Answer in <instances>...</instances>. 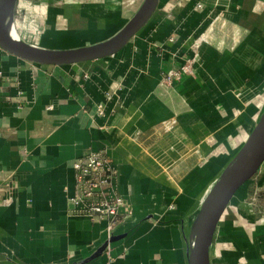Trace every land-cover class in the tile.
Returning a JSON list of instances; mask_svg holds the SVG:
<instances>
[{"label":"crops","instance_id":"crops-1","mask_svg":"<svg viewBox=\"0 0 264 264\" xmlns=\"http://www.w3.org/2000/svg\"><path fill=\"white\" fill-rule=\"evenodd\" d=\"M143 1L14 0L11 23L23 45L74 52ZM195 55L193 76L163 82ZM0 74V264H189L200 208L264 111V0H158L112 55L55 65L0 49ZM92 152L116 169L113 225L70 202ZM209 264H264V162L220 217Z\"/></svg>","mask_w":264,"mask_h":264},{"label":"water","instance_id":"water-1","mask_svg":"<svg viewBox=\"0 0 264 264\" xmlns=\"http://www.w3.org/2000/svg\"><path fill=\"white\" fill-rule=\"evenodd\" d=\"M13 2L14 0H0V49L23 60L55 65L79 63L116 53L147 23L158 4V0H144L122 30L101 45L74 52L49 53L16 43L9 36L8 17L11 22ZM263 162L264 111L247 141L216 180L200 208L189 236V264H209V248L220 217L235 192L252 179Z\"/></svg>","mask_w":264,"mask_h":264},{"label":"built area","instance_id":"built-area-1","mask_svg":"<svg viewBox=\"0 0 264 264\" xmlns=\"http://www.w3.org/2000/svg\"><path fill=\"white\" fill-rule=\"evenodd\" d=\"M204 41L201 38L195 48L197 49ZM196 62L195 55L177 70L168 71L163 77V82L172 85L181 81L183 77L193 76ZM101 112L99 108V113ZM75 185L76 193L70 202L78 214L100 220L109 219L111 225L117 223V216L124 206V199L117 195L116 169L110 160L99 152L84 156L75 165Z\"/></svg>","mask_w":264,"mask_h":264},{"label":"bare ground","instance_id":"bare-ground-1","mask_svg":"<svg viewBox=\"0 0 264 264\" xmlns=\"http://www.w3.org/2000/svg\"><path fill=\"white\" fill-rule=\"evenodd\" d=\"M10 17H8V34L9 36L16 42V43H20L16 37V35L14 34V31H13V23L10 22L9 20ZM21 44V43H20ZM195 232V230H194Z\"/></svg>","mask_w":264,"mask_h":264}]
</instances>
